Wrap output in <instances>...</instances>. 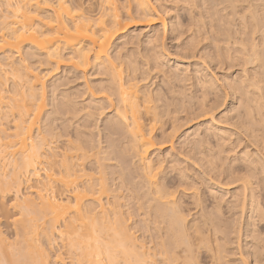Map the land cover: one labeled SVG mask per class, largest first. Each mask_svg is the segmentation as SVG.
Masks as SVG:
<instances>
[{
  "label": "bare ground",
  "instance_id": "6f19581e",
  "mask_svg": "<svg viewBox=\"0 0 264 264\" xmlns=\"http://www.w3.org/2000/svg\"><path fill=\"white\" fill-rule=\"evenodd\" d=\"M51 1L4 0L0 160L11 157V173L0 181V191L5 197L31 179L37 182L18 204L22 219L16 225L15 241L8 243L0 232V264H51L48 249L38 243L40 237L48 246L54 238L64 242L69 264H201L208 259L206 252L212 251L201 252L200 244L208 243L209 234H217V223L205 213L209 206L216 214L222 213V203L229 211L245 212L247 234L249 226L254 230L264 221L252 182L258 176L264 184L260 154L264 149V0H122L120 4L73 0L71 5L66 0ZM48 8L53 14L39 20L41 10ZM125 20L154 28L141 48V63L132 54H111L115 42L129 30ZM165 34L173 42L182 39L177 48L184 58L199 56L215 67H242V77L223 76L231 96L205 65L195 64L189 72L178 69L180 61H176L167 80L190 83L202 115L226 101L231 105L226 114L244 106L240 125L249 131L254 151L251 145L242 146L238 137L235 145L225 148L232 134L217 126L213 116L201 137L186 136V140L192 136L185 148L187 157L200 165L207 180L219 178L226 153L234 154L228 179L241 186L240 194H231L229 201L212 186L207 187L210 204L194 192H185L191 187L182 188L190 184L180 163L169 159L168 153L157 161L151 158L166 145L174 151L173 140L181 127L176 116L170 117L166 102L160 104L161 90L140 86L150 72L161 73L167 66ZM209 36L214 40L213 55ZM37 56H43L40 64L50 67L45 73L29 64ZM66 63L83 75L91 71L102 78L77 92L56 94L53 89L51 112L40 120L44 80ZM104 111L112 114L107 117L105 147L102 140L94 143L86 131L94 114L101 116ZM131 209L144 215L143 229L131 222ZM134 231H141L148 242ZM213 253L210 258L216 259ZM246 253L255 264L264 261V246L253 254L247 248ZM53 262L64 263L61 257ZM241 264L249 263L245 259Z\"/></svg>",
  "mask_w": 264,
  "mask_h": 264
},
{
  "label": "rangeland",
  "instance_id": "374dc122",
  "mask_svg": "<svg viewBox=\"0 0 264 264\" xmlns=\"http://www.w3.org/2000/svg\"><path fill=\"white\" fill-rule=\"evenodd\" d=\"M51 1V0H49ZM53 1V0H52ZM51 1V2H52ZM69 5H71L73 0H66ZM116 4H120L122 0H113ZM154 1V0H153ZM73 4V3H72ZM97 8V6H95ZM4 5V0H0V22L3 20L4 16H6V9ZM99 11V10H98ZM52 10L45 9L41 10L39 16V20L44 18L45 16L52 15ZM94 15V14H93ZM130 23L129 20L123 21V24ZM128 23V24H129ZM140 23V22H139ZM134 23L129 24V30L126 34L122 36L121 39L117 40L113 45L111 51L112 56H115L116 53L129 55L135 58L137 62H142L143 58L141 56V48L143 47L144 40L147 35L153 33V27H145L142 23L138 24V26H133ZM162 34V33H161ZM165 49L168 53V62L167 66L164 68L163 72H150V77L147 78L146 81L140 83V86L144 88H148L149 90H161L164 94V100L160 102L161 105L166 102L167 109L172 112L170 117L176 116L178 124L181 125L178 132H176L175 139L173 140L174 151L169 149V146H163V150L156 151L151 155V158L154 161L163 158L165 154H169L172 158L180 163V168L184 171L185 175L188 177L189 187L183 186L182 188H190V190H185L192 193H196L199 197H204L208 203L210 204L211 199L207 193L208 186L214 187L218 193L224 194L225 201H229L231 194H240V182H234L232 179H228L229 177V161L232 160L234 154L226 153V160H223L222 168L218 171V177L215 180H207V177L203 174V169L200 165L195 162L193 159H189L187 157L185 148L191 144L190 139L193 135L201 137L205 131V127L207 123H209V118L213 116L214 121L217 126L225 128L229 130L232 134L231 139L226 142L225 148H230L235 145V142L238 138H242L243 145H251L249 147L250 150H253V146L251 144L252 140L249 137V131L246 128L241 127L240 123L243 121V117L245 116L244 106L236 103L235 107H237L230 114H226V110L231 108L230 103H227L220 108L215 109L213 112L209 114L202 115L197 110L196 100L192 98L193 89L190 90L188 84L190 83H178L176 81H167L172 78L173 71L176 69V61L179 62L178 69L180 68H188V71L191 72L194 68L195 64H198V67L204 68V65L207 66V72L211 71L215 74V76L219 79L220 83L224 84L223 76L225 74L230 75L232 78L234 77H242V67L241 66H232L228 67L227 65H222L219 67H215L213 63L208 59L205 61L196 58H184V53L177 48L179 44L182 42V39L178 42L171 41L170 37L165 34L164 37ZM210 41V52L209 54L213 55L214 53V45L213 37L209 36ZM27 48L20 50L23 55ZM196 56V52H195ZM43 57V56H42ZM41 56H37L36 58L30 61V66L37 68L38 72L42 71L45 73L50 67L48 65H42ZM183 62V63H181ZM255 65V64H254ZM250 65L247 66L249 68ZM87 73V72H86ZM101 76L92 75V72L83 75V73L74 71L71 66L66 64L61 65L55 72L49 74L45 80L44 84L46 86V95L44 100V110L40 115V120L43 117V120L46 118L47 113L51 112V102L50 99L52 90H55L56 94H61L63 92H77L83 89L84 85L87 83L88 85H97ZM152 78V79H151ZM165 80V82H162ZM54 85H52V82ZM86 81V82H85ZM226 90L228 91L229 96H231V91L224 84ZM212 98V96H210ZM228 100V99H227ZM79 101V100H78ZM107 115V116H106ZM112 114H106V111L103 112L101 116H99V112L96 115L94 114L91 119L90 126L86 128L87 132H91V137L94 143H97L99 140L103 143L101 146H107L104 142L107 139L108 130L107 127V117ZM97 116V117H96ZM189 116L188 120H184L185 117ZM99 117V118H98ZM105 117V118H104ZM39 123L36 124L38 126ZM65 125V124H64ZM107 131V132H106ZM102 135V136H100ZM190 136L189 140H186V136ZM106 137V139H105ZM107 141V140H106ZM176 153V154H175ZM261 155H264V149L260 151ZM11 157L8 158L7 161L0 160V181L5 180L6 175H10L11 166H9V162L11 161ZM115 161H113V164ZM110 164L111 162H104ZM242 164H238L241 166ZM115 166L111 167L113 169ZM43 177V175H42ZM42 179V178H41ZM37 180L31 179L27 185H22L18 191L14 190L10 192L5 197H2V193L0 191V232L2 236L6 238L8 243H13L15 241V230L16 225L21 224V209L18 207V204L21 203V200L26 198L30 191L34 189ZM252 182L254 183V187L257 189V195L259 198L260 204L263 206L264 213V184L260 181V177H253ZM30 187V188H29ZM227 189V190H224ZM35 196V195H33ZM38 201H36L37 203ZM207 203V205H208ZM132 206V202L130 203ZM223 209L221 214H216L213 208L208 207L205 210L206 214H211V217L214 219L217 229V234H209L208 243L200 244L201 252L208 251L209 249L212 252H206L208 259L201 264H241V260H248L249 264H255L253 258L250 256L247 257V248L250 254H253L256 249L264 246V221L259 222L257 227L253 228L249 226L250 231L248 234L246 233V222L247 217L244 212L241 215L239 209H232L229 211L222 203ZM134 211L131 222L135 221L138 228L143 229L142 220L145 218L143 214ZM204 212V211H203ZM18 223V224H17ZM129 223V222H128ZM134 223V222H133ZM211 228V227H210ZM240 230V233H239ZM134 235L136 237L142 238V240L147 243L148 239L143 238V234L141 231L135 232ZM219 238V240H218ZM55 241L51 246L47 245V242L43 237L39 238V244L45 246L48 249L50 255L51 264H69V259H67L66 250L64 248V242H61L58 238H54ZM213 251L216 253V259H211ZM56 257H61L64 263H54ZM259 264H264V261Z\"/></svg>",
  "mask_w": 264,
  "mask_h": 264
}]
</instances>
